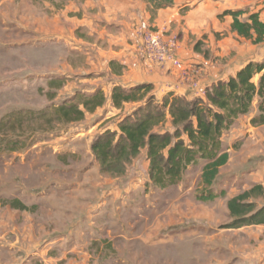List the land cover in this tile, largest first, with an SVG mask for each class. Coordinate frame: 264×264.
<instances>
[{
  "label": "rangeland",
  "instance_id": "obj_1",
  "mask_svg": "<svg viewBox=\"0 0 264 264\" xmlns=\"http://www.w3.org/2000/svg\"><path fill=\"white\" fill-rule=\"evenodd\" d=\"M65 1L51 4L58 8ZM18 3L25 12L28 0H0V264H264L263 257L250 260L243 254L246 231L262 225L230 228L227 209L230 199L254 186L264 193V125L250 124L255 109L222 136L233 160L211 186L216 195L211 200L198 199L202 163L164 190L149 182L146 150L124 175L102 173L91 146L116 120L96 125L86 113L81 122L48 126V116L30 115L92 92H82L80 75L60 77L53 71L62 55L53 46L45 51L51 71L28 80L27 66H41L45 52L22 45L29 36L17 35L26 32L10 19ZM218 39L226 42L221 55L201 43L196 48L220 76L229 77L250 61L264 62V43L230 34ZM103 107L109 108L106 102ZM162 130L171 132L169 121L156 129ZM14 200L27 210L11 207ZM245 203L257 211L264 194ZM244 245L251 249L257 243Z\"/></svg>",
  "mask_w": 264,
  "mask_h": 264
},
{
  "label": "crops",
  "instance_id": "obj_2",
  "mask_svg": "<svg viewBox=\"0 0 264 264\" xmlns=\"http://www.w3.org/2000/svg\"><path fill=\"white\" fill-rule=\"evenodd\" d=\"M238 11L244 12L238 17L240 21H245L249 14H257L264 24V0H68L58 8L51 0H28L25 12L18 3L10 19L19 31L26 32L17 35L29 36L22 45L29 49L42 47L43 52L53 46L62 52L58 67L53 68L60 77L64 72L80 75L77 83L82 92H103L108 110L104 111L102 106L91 115L98 120L96 125L113 118L116 124L110 131L118 132L124 115L131 114L144 101L125 103L119 109L112 107L110 96L115 86L128 90L151 85V95L157 100L169 92L191 100L203 98L206 88L227 78L220 76L216 64L205 59V53L199 52L196 45L203 44L214 56L225 53V39L218 37L230 34L239 38L231 30L229 14ZM142 30L157 32L166 39L175 36L180 66L151 63L139 48ZM50 61L49 52H45L41 66L29 64L28 80L40 75L36 72L51 71ZM230 151L217 178L233 160ZM247 242L257 243L256 248L244 245ZM243 243L246 259L264 258V225L246 231Z\"/></svg>",
  "mask_w": 264,
  "mask_h": 264
},
{
  "label": "trees",
  "instance_id": "obj_3",
  "mask_svg": "<svg viewBox=\"0 0 264 264\" xmlns=\"http://www.w3.org/2000/svg\"><path fill=\"white\" fill-rule=\"evenodd\" d=\"M243 13L229 12L231 30L254 45L264 43V24L258 15L249 14L245 21H240L238 17ZM152 89L151 85H138L128 90L113 87L112 107L119 109L125 103L140 101H144V105L121 120L119 133L106 131L94 140L91 150L100 171L112 177L122 176L127 165L146 150L149 182L154 188L164 190L178 185L188 168L202 163V190L198 199H213L216 195L210 188L219 169L228 161L222 136L253 109L256 115L250 124L253 127L264 125V62L245 63L234 75L217 80L206 88L203 98L188 100L169 92L160 103H156L151 95ZM104 103V94L98 89L80 96L79 101L73 99L30 115L35 120L48 116V126H69L83 121L86 113H93ZM168 121L171 132L156 131ZM263 194L261 186H254L230 199L227 209L233 221L229 227L264 225V206L254 211L252 203H245L249 198ZM11 205L15 209L27 210L15 200Z\"/></svg>",
  "mask_w": 264,
  "mask_h": 264
},
{
  "label": "built area",
  "instance_id": "obj_4",
  "mask_svg": "<svg viewBox=\"0 0 264 264\" xmlns=\"http://www.w3.org/2000/svg\"><path fill=\"white\" fill-rule=\"evenodd\" d=\"M139 48L155 65L179 67L181 64L177 57L178 40L175 36L166 39L157 32L142 30L139 33Z\"/></svg>",
  "mask_w": 264,
  "mask_h": 264
}]
</instances>
